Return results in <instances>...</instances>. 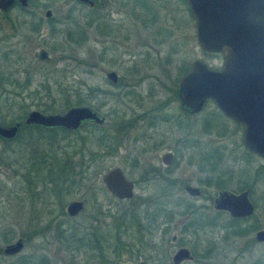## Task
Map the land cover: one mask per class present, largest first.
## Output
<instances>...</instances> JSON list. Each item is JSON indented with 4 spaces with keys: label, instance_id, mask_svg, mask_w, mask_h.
Here are the masks:
<instances>
[{
    "label": "rangeland",
    "instance_id": "rangeland-1",
    "mask_svg": "<svg viewBox=\"0 0 264 264\" xmlns=\"http://www.w3.org/2000/svg\"><path fill=\"white\" fill-rule=\"evenodd\" d=\"M103 0H100L102 3ZM156 4L155 7H151L152 15H158L157 24L147 26L143 28L142 25L133 18H130V33L131 39L128 44L123 43L122 40L116 45L108 47L105 56L96 60L95 48H94V28L86 29L87 39L83 41L79 54L76 53L77 59H81V64L75 69L72 67V75H66V80L61 79L60 75L56 74L54 78L59 82L66 85L69 83V77L73 79L72 85H81L80 93L86 94L87 89L97 88L99 92L94 94V99L90 106L97 108L98 111L105 116L107 129H114L112 124L114 119L109 115L111 110H115L116 117H122L124 113L130 117L133 114H142L150 107L156 106L157 103L162 102L168 98L169 93L164 92L165 86H174L178 84L183 74L179 73L178 67L182 64L187 65L188 69L193 61L199 60L206 64L210 69L220 70L223 64V60L220 55H211L203 52L200 49L196 40L195 22L192 20V16L188 10V5L184 0H147ZM33 5L39 6L42 9H51L53 14H62L65 6L77 5L74 0H33ZM127 4V9L130 11V15L139 12V7L135 4L134 0H108L104 1L105 10L111 11V20L116 22H126L127 15L123 6ZM77 10L80 11V17L82 20V27L84 17L89 13V7L77 6ZM78 11L76 12L78 17ZM118 11V13H116ZM75 15V13H72ZM139 14V13H138ZM79 18V17H78ZM80 20V18H79ZM149 21V19H147ZM84 28V27H83ZM155 28V29H154ZM88 30V31H87ZM158 31L157 38L159 44H140L143 40H151L148 38L154 32ZM84 32V29H83ZM153 36V35H152ZM129 48L130 56H126L125 50ZM150 54V59L146 54ZM127 54V53H126ZM172 56V65H165L162 59ZM139 70V74L136 76L131 75L129 70L133 67ZM62 64L57 66L58 72L64 69ZM7 70H10L7 69ZM69 70V69H68ZM71 70V69H70ZM108 71H114L121 78V81L126 84H134L132 79L139 81L138 86L134 88V93H123V88L112 87L105 78V73ZM67 72V71H66ZM38 76L33 79V85L36 86L39 82ZM71 85V84H70ZM33 86V87H34ZM55 88L53 87V90ZM150 90L154 91V96L149 97ZM6 95V96H5ZM4 101L11 102L12 96L5 94ZM57 94H54V96ZM72 102L75 101V97H71ZM7 102V103H8ZM13 102V101H12ZM11 102V103H12ZM22 101L19 102V104ZM59 101L55 110L63 112V108ZM8 105L5 103V106ZM3 109L2 121L7 124L12 121L11 115L7 116V112ZM12 108V105H11ZM30 110H38L31 107ZM40 111V110H38ZM124 112V113H123ZM168 113L179 114L177 109V103H173L167 110ZM20 113V112H19ZM114 117V116H113ZM204 118L210 120V123L204 121ZM12 123V122H11ZM117 123H121L120 121ZM190 130L189 132L194 134L195 147L203 149L212 148L236 151V154H240L242 159L238 162L232 161L228 155L226 165L232 168L231 170H245L249 172L251 169L250 164L246 165V162L250 158H246L245 148L241 143L242 127L234 123L233 121L225 118L217 111L215 105L211 102L206 104V107L202 112L190 118ZM141 125H139L140 127ZM139 127L132 133V136H136L140 129ZM117 128V127H116ZM164 130V129H163ZM114 131V130H113ZM80 134L84 135L85 132L81 131ZM96 133H94L95 135ZM121 134L122 143L117 154L105 158L100 165L95 168L96 174L94 179L89 183L77 186L75 185L69 195H64L61 199L54 195L51 188H54V184H50L46 180V169L43 167L35 166L32 169L30 154L36 150V146L23 147L22 145H11L10 149L4 150V145L0 143V264H8L10 261H15L19 256H33L34 258L45 255L50 264H99V254L92 248L76 250L77 246L74 240H72V234L76 237H85L90 239V242H94L93 232L97 229L105 237L108 242H111L113 234L114 221L111 218L112 215L123 217V221L126 215L131 212L138 211L137 207L130 204L129 201H117L112 198L110 194L105 190L102 183L103 175L111 168L120 167L129 176L130 179L137 181L142 174L144 164L147 162L152 153L148 155L137 156L139 167L134 166V156L136 149L141 145L138 143H132V141H123V133ZM201 134H206L203 136ZM77 135V134H76ZM221 135H223L221 137ZM179 137V136H177ZM62 138L59 134L58 139ZM176 136H173L175 140ZM76 137L71 135L61 140L60 143H55L53 146L42 141L39 144V151H43L44 154L52 156L57 162L54 171H57V166L64 159V153L72 156L75 148L68 146V140H74ZM219 139V140H218ZM224 139V140H220ZM172 142L167 143V146ZM221 146V147H218ZM164 146V147H167ZM188 150L189 155L195 150ZM42 153V154H43ZM160 153H158L159 155ZM233 156V154L231 153ZM58 159L60 162H58ZM78 158L73 161L77 162ZM253 161L254 172L257 171V183L253 187L252 199L257 205L255 216L251 219L247 225L257 221L260 228L264 229V160L258 156L251 158ZM50 161V159L48 160ZM249 162V161H248ZM134 166V167H133ZM39 169V170H38ZM29 172V174H28ZM184 173H190L199 176V173L195 167L188 166L186 163H181L178 168L177 174L180 176ZM255 174V175H256ZM29 176L32 183L28 184L24 179ZM54 178L55 176H51ZM234 178V177H233ZM235 185H231V190H236ZM237 186V185H236ZM98 187V191H94L93 188ZM154 186H144L143 184L137 186L136 196L146 197L156 192ZM31 188V191L29 189ZM94 191V192H93ZM176 191V192H175ZM207 193H214L213 188L206 190ZM174 197H180L184 203L192 202L200 204L203 201L191 200L184 195L180 190H173ZM81 201L85 205V209L79 216L75 218H69L66 214V206L70 202ZM144 207H141L143 209ZM213 215L214 212L204 211ZM222 220H218V224L223 220L228 221L227 216H223ZM184 220L183 217H176L174 223H180ZM120 221H117L119 223ZM60 226L57 228V226ZM181 225V224H180ZM217 227L213 231L207 229L199 231V235L193 233L180 234L179 229H173L165 237L164 249L167 251L168 244H171V239L177 237V240L182 238L183 244H179L188 249H196L198 254H202L210 242L217 245L216 252L219 254V258L210 260L212 264L216 262L219 264H251L259 257L263 256V246H253L248 254L243 256L242 259L237 258V252L242 247L249 244L248 241L253 240V234L246 237L234 236L233 234L226 232ZM123 230V229H122ZM179 230V231H178ZM153 235L149 237V241L154 243L158 241L154 230ZM125 241L135 242L136 234L130 230L119 235ZM146 238L148 234L145 235ZM226 240L224 242V237ZM116 237V236H115ZM18 239L23 240V250L12 257H6L3 251L7 245L15 243ZM115 240V239H114ZM152 246V245H151ZM167 247V248H166ZM178 246H176L177 248ZM171 253L173 251L170 248ZM144 250V249H143ZM153 250V249H152ZM148 259L147 264H155V252L147 251L144 253ZM127 256H122L120 264H138L141 260L128 261ZM170 262V258L168 259ZM197 261H206L201 256H196L195 261L185 264H197Z\"/></svg>",
    "mask_w": 264,
    "mask_h": 264
},
{
    "label": "flooded vegetation",
    "instance_id": "flooded-vegetation-1",
    "mask_svg": "<svg viewBox=\"0 0 264 264\" xmlns=\"http://www.w3.org/2000/svg\"><path fill=\"white\" fill-rule=\"evenodd\" d=\"M14 1V4L11 6H8L5 9L0 8V125L11 126L19 123L21 126L17 137L14 139L16 140L23 128V125H25V119L30 112L36 111L46 115L62 114L72 107L83 106H76L73 104L66 110L63 108V112H59L55 109L54 112L51 113L43 112V106L45 105H51L54 108L57 106L58 102L61 101L62 103L60 105L65 107L67 98L69 99V103H74L72 102L71 97H75V100H77V98L81 95V85H72L74 82L72 78H68V85L52 78H54L56 74L60 75V78L64 80L67 79V74H71V76L74 77L75 75H72V67L75 71V69L81 64L82 60L77 59L75 54H79V50H81L83 44L82 20L80 17V11L77 10L78 5H83L74 0L77 5H63V8L65 9L62 10H64V12L58 15L53 14L52 10L49 8L42 9L39 6L33 5V0H26L27 5H22L18 0ZM104 1L108 0H103L102 3L100 0H94L93 6L94 48L96 60L105 56L108 47L118 44L120 40H122L125 44L130 42L131 31L129 21L130 18H132L131 16H133V18L136 19L143 28H146V30L149 24L151 26L156 25L158 19V15L155 14L154 17L151 12V7H155L156 10L155 3L152 4V2L150 3L147 0H134L137 7H139V12L136 11L130 15V11L127 9V4H125L123 7L126 8L125 11L127 20L122 23L116 22L111 20V11L105 10ZM184 1L187 4V1ZM93 7H89V9ZM77 11L80 20L77 17ZM72 13H75V15ZM116 13H118V11H116ZM147 19H149V21H147ZM192 20H194L193 17ZM153 31L154 32L151 36L148 37L151 40L144 41L142 38V43L140 42V44H159L160 41L157 38L158 31ZM129 51V48L125 50L127 53H125L126 56L131 55ZM146 56L150 59L149 53L146 54ZM162 61L167 66L172 65V56L169 55L167 58L162 59ZM194 62L195 61L191 63L189 69L188 66L184 64L178 67L179 73L183 74L178 84L171 87H160L161 89H165V93L170 94L166 100L157 103L156 106L150 107L142 114H133L128 117V115L123 112L124 115H122V117H120L117 121L115 119L112 121V124H117L113 130L121 131L123 133V141L127 139V141L131 140L132 143L135 142L141 145L140 148L134 150V156H136L134 157V166L138 165L139 167L137 156H145L152 153L147 162L144 164L145 167L143 172L137 181L130 179L125 171L120 167L109 169L102 177L103 183L105 175L114 169H119L124 179L132 185V197L129 199H118L106 189L103 183L105 190L110 194V196L117 201H129L132 205H154L157 209L151 229L154 230L155 233L157 232L156 238L158 241H154L152 244V242L149 241L143 234V242L150 243L147 245L135 244V246L130 247L124 255L127 256L129 259L128 261H138L142 259L143 261H140L138 264H147L146 261L148 259H152L144 254L147 251L155 252V264H185L195 261L196 256H201L202 259L206 260L197 261V264H212L210 260L219 258V254L216 252L217 245L215 243L210 242L204 252L202 254H198V251L195 248L188 249L181 246L183 244V239L180 238L177 240V237H173L171 239L172 243L168 244V249L166 251L164 249L165 237L173 229H179L180 231H178L180 234L193 233L194 235H199V231H203L205 229L213 231V229L218 225V227L222 228L226 234L229 232L234 236H237L238 233H234L236 230L239 232V237H246L247 235L253 234V240L248 241V245L238 250L237 258L239 259H242L243 256L248 254L255 245L264 247V241L258 242L256 239V234L260 231H264V229L259 227L257 221L247 225V223L254 218L257 210V205L252 199L253 187L257 183V171L254 172L255 169H253V161L251 160V158L257 155L250 153L247 149H244L246 158H250L247 160L246 165L250 164L251 166L250 171L246 172L241 169L231 170L232 168L227 166L225 163L228 155L234 162H238V160L240 161L242 159L240 154H236V151H229V153H227L226 150L212 148V146L208 149H200V147L194 148L197 140L195 139L194 134L189 132L190 118L202 112L208 102L213 103L212 101L207 100L201 110L193 113H189L182 108V103L179 98L180 81L190 72ZM59 64H62V66L65 67L62 72H58L57 70V66ZM9 68L10 70H7ZM110 72L114 71H108L105 73L107 82L112 87L123 88V93L126 94L134 93L136 91L134 88L138 86L139 81L143 79L141 78L137 81L132 79L134 84H126L123 83L118 74L114 72L117 75V79L116 82L113 83L106 77V75ZM128 73L136 76L139 74V70L134 66ZM35 76L40 77L36 86L32 84ZM53 87L55 88L54 90ZM153 93L154 91L150 90L149 97L154 96ZM5 94L12 96V103L4 101L3 97ZM54 94L57 95L54 96ZM20 101H22V103L19 104ZM174 102L177 103L179 114L166 112V110ZM5 103L8 105L5 106ZM4 106L7 112L6 117H9L12 112V121H10V123H12L9 125L2 121ZM31 107L37 108L40 111L30 110ZM8 109H11V112L10 110L8 112ZM216 109L219 111L217 107ZM94 111L105 119V122L102 125L95 123L94 125L104 127L106 125L105 116H103L97 108H94ZM113 112L116 111L111 110L109 115L112 118L117 119L116 113L114 114ZM219 113L223 115L220 111ZM22 116L23 119L21 118ZM223 116L227 118L225 115ZM119 121L121 123H117ZM204 121L210 123V120L208 121L206 118H204ZM1 123L7 125H3ZM139 125L141 126L139 127ZM138 127L140 129L139 133L136 136H132V133ZM201 135L206 136V134ZM173 136H176L175 140H173ZM222 136L223 135H221V137ZM170 142H172V144L167 146V143ZM218 147L221 146L218 145ZM190 148H192L191 150H195V152H191L189 155L188 150ZM158 153L160 154L158 155ZM181 163H186L192 168L195 163L199 176L196 177L190 173H184L179 176L177 172ZM141 184L145 187L153 185V188H156V192L150 196L137 197L136 188ZM233 184L235 185L234 187L236 190H231L230 187ZM209 188H213L214 193H207L206 190ZM173 190H180V192L189 197L191 200H199L203 202L200 204L192 202L184 203L182 198L172 196ZM222 192H228L236 196L244 192H248V200L254 208L253 213L246 217H232L229 212L217 209L216 201ZM70 203L66 206V214L67 207ZM83 206L85 209L84 203ZM211 209L214 212L213 215L204 213V211H210ZM132 214L133 213L127 214L125 220L123 221V224L128 228L131 227L132 222L130 218ZM223 216H227L229 220H223L220 224H218L217 221L222 220V218H224ZM176 217H183L184 220L180 223H174ZM142 224L146 226L147 222L142 221ZM134 225L136 224H133V227ZM220 228L217 229L220 230ZM128 230L129 229L126 231ZM137 236L138 235L136 234V238ZM226 237L227 236L224 237V242ZM176 246L178 247L176 248ZM170 248H175L172 249L175 251L172 253L171 257L170 254H168V252L171 253ZM182 249L188 251L190 259L183 260L180 263H175L174 257L178 251ZM169 258L170 262L168 261ZM215 264L219 263L216 262ZM251 264H264V253L262 257H259Z\"/></svg>",
    "mask_w": 264,
    "mask_h": 264
},
{
    "label": "water",
    "instance_id": "water-1",
    "mask_svg": "<svg viewBox=\"0 0 264 264\" xmlns=\"http://www.w3.org/2000/svg\"><path fill=\"white\" fill-rule=\"evenodd\" d=\"M27 5L26 0H18ZM93 7L91 0H75ZM195 21L196 40L200 49L209 54L221 55L220 70H212L196 60L190 72L181 79L179 98L182 108L193 113L211 100L227 118L242 126V144L250 153L264 159V0H186ZM14 0H0V8L14 4ZM107 79L116 82L117 75L110 72ZM105 119L89 106H78L62 114L30 112L25 125L44 129L79 131L88 124L102 125ZM20 124L0 125V140L13 141ZM106 189L118 199L132 197V185L119 169L103 178ZM216 208L229 212L232 217H246L253 213L248 192L238 196L222 192ZM84 210L81 201L68 205L67 214L75 217ZM264 241V231L256 234ZM23 240L7 245L3 251L12 257L23 250ZM190 259L187 250H179L175 263Z\"/></svg>",
    "mask_w": 264,
    "mask_h": 264
},
{
    "label": "trees",
    "instance_id": "trees-1",
    "mask_svg": "<svg viewBox=\"0 0 264 264\" xmlns=\"http://www.w3.org/2000/svg\"><path fill=\"white\" fill-rule=\"evenodd\" d=\"M94 2V0H91ZM76 3V2H75ZM77 4V3H76ZM84 6V5H83ZM83 41L88 38L86 29L94 28V7L89 9V13L84 17L83 22ZM86 28V29H85ZM87 30V31H88ZM208 54V53H207ZM215 55V54H211ZM99 92L97 89L89 88L87 89L86 94H81L74 103H69V99L67 98V103L64 109L66 110L73 104L90 106L91 102L94 99V94ZM209 101V100H208ZM44 113L54 112V108L51 105L43 106ZM92 108V107H91ZM94 109V108H93ZM115 114V112H113ZM25 115V114H24ZM23 115V116H24ZM23 116L21 117L23 119ZM120 117H117L119 119ZM3 125H7L1 123ZM11 124L10 122L8 125ZM117 124L115 123L114 126ZM85 132L84 135L79 132ZM94 133H96L94 135ZM121 131H113L112 129H107L105 127L95 126L94 124H88L84 126L81 130L77 132H70L65 130L58 129H44L23 125V128L18 136V138L14 141H4L0 140L5 147L4 150L10 149L11 145H22L23 147H29L33 149V145L36 146V150L30 154L32 169L35 166L43 167L46 169V180L50 184H54V188H51L52 192L55 196L61 199L64 195H69L71 189L77 185L82 186L85 183H89L94 179V175L96 174L95 168H97L102 161L109 157L115 155L121 147L122 139H121ZM59 134L62 138L58 139ZM77 134V135H76ZM74 135L76 139L68 140V146L74 147L75 150L72 156L64 153V159H58L60 162L57 166V171H54L57 162L55 159L48 154H44L43 151H39L38 147L40 142L45 141L48 145L53 146L55 143H60L61 140L66 137H70ZM27 149V148H26ZM43 153V154H42ZM75 158L77 162L73 161ZM50 159V161H48ZM39 170V169H38ZM29 174V172H28ZM51 176H55L52 178ZM24 179L28 184H31L32 181L26 175H24ZM95 189V190H94ZM94 191H98V187L93 188ZM31 191V188L29 189ZM93 191V192H94ZM137 207L138 211L131 212L133 213L131 216V227H126L123 223V217L112 215L111 218L114 221L113 225V234L114 237L111 242H108L107 237H105L99 230L94 229L93 238L94 242H90V239H85V237H76L72 234V240L76 243V250L91 248L99 254V264H120L121 257L125 255L128 249L132 246L136 245H144L149 244L150 242H143V234L147 235V239L153 235L152 233V223L154 222L155 215L157 213L156 206L154 205H134ZM141 207H144L141 209ZM117 221H120L117 223ZM142 221L147 222V225L144 226ZM133 224L134 225L133 227ZM60 226L58 225L57 228ZM123 229V230H122ZM129 229L130 231L137 234L136 242H129L122 239L119 235L126 232ZM235 234H239L237 230L234 232ZM237 234V235H238ZM116 236V237H115ZM115 239V240H114ZM90 248V249H88ZM5 256V255H4ZM8 264H50V261L45 255L41 257L34 258L33 256H19L17 260L10 261Z\"/></svg>",
    "mask_w": 264,
    "mask_h": 264
}]
</instances>
